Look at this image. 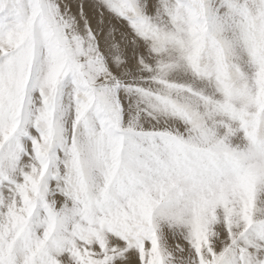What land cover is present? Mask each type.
<instances>
[{
	"label": "snow or ice",
	"instance_id": "1",
	"mask_svg": "<svg viewBox=\"0 0 264 264\" xmlns=\"http://www.w3.org/2000/svg\"><path fill=\"white\" fill-rule=\"evenodd\" d=\"M0 264H264V0H0Z\"/></svg>",
	"mask_w": 264,
	"mask_h": 264
}]
</instances>
